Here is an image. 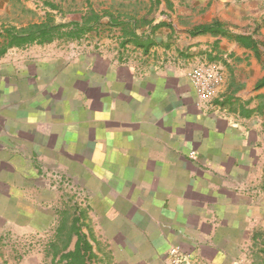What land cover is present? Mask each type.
Segmentation results:
<instances>
[{
    "label": "crops",
    "instance_id": "1",
    "mask_svg": "<svg viewBox=\"0 0 264 264\" xmlns=\"http://www.w3.org/2000/svg\"><path fill=\"white\" fill-rule=\"evenodd\" d=\"M154 6L148 51L0 52V232L62 229L61 257L74 208L87 264H171L173 249L180 264H241L251 248L262 261L264 0ZM202 63L224 76L206 104L189 77Z\"/></svg>",
    "mask_w": 264,
    "mask_h": 264
},
{
    "label": "rangeland",
    "instance_id": "2",
    "mask_svg": "<svg viewBox=\"0 0 264 264\" xmlns=\"http://www.w3.org/2000/svg\"><path fill=\"white\" fill-rule=\"evenodd\" d=\"M156 2L157 0H0V31L8 26L21 28L29 24L41 23L49 13L54 16L57 23L76 21L92 9L100 14L111 11L115 15L143 18L150 9L152 12L155 10L154 14L159 12L154 6ZM49 3L58 8L54 10L48 6ZM101 25L99 29L88 33L79 41L60 40L50 45H54L70 55L98 49L108 50L114 55L121 47V31L111 28L106 18L102 20ZM74 215V208H71L66 213L64 212L60 218L63 222L66 218L72 220ZM61 230H44L41 233L23 235L0 232V264H57L53 260L54 257L50 256L55 248L50 249L49 246L56 235L55 233L61 235ZM64 236H61L60 239L63 240ZM255 252L256 249L254 251L251 248L249 254L251 257H245L241 264L260 263L262 257H255ZM98 260L100 264H104L110 259L102 257Z\"/></svg>",
    "mask_w": 264,
    "mask_h": 264
},
{
    "label": "trees",
    "instance_id": "3",
    "mask_svg": "<svg viewBox=\"0 0 264 264\" xmlns=\"http://www.w3.org/2000/svg\"><path fill=\"white\" fill-rule=\"evenodd\" d=\"M51 8L56 10L58 7L53 4H48ZM108 19V25L111 28H117L121 31L122 47L126 45H134L135 47L143 48L148 51L151 46H155L154 35L156 31L163 25V23L154 25V22L147 19V16L139 18L136 16H122L115 15L111 11H105L103 14L95 10H90L88 13L82 15L79 20L67 23H57L54 16L49 13L41 23L29 24L26 27L18 28L16 26L4 27L0 31V52L5 54L11 48H24L32 45H48L55 41H79L88 33L99 29L102 25L103 19ZM223 24L216 21L211 24L196 27V33H219L222 32ZM149 27V35H145L144 29ZM244 45H251L250 37L240 38ZM69 219L63 220L64 225ZM73 228L67 232V237L70 240L72 235L78 236L79 240L76 244L75 251L68 254H62L61 257H54V262L57 264H87L91 262L92 257H81V234L78 224L81 223V214H76L72 219ZM61 233H64L61 230ZM64 242L62 241V244ZM54 251L59 254L65 250V244L62 248L54 246ZM87 249V247H86ZM259 264H264V258Z\"/></svg>",
    "mask_w": 264,
    "mask_h": 264
},
{
    "label": "built area",
    "instance_id": "4",
    "mask_svg": "<svg viewBox=\"0 0 264 264\" xmlns=\"http://www.w3.org/2000/svg\"><path fill=\"white\" fill-rule=\"evenodd\" d=\"M189 77L200 102L204 104L213 98L224 80L222 70L217 63H202L197 65L190 72ZM66 185H69V183L66 182ZM76 191L78 192L79 189L76 188ZM171 255L174 256L171 264H180L177 249H173Z\"/></svg>",
    "mask_w": 264,
    "mask_h": 264
}]
</instances>
